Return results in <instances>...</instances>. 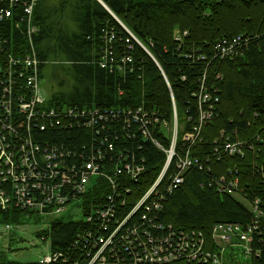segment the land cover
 Wrapping results in <instances>:
<instances>
[{
  "label": "trees",
  "instance_id": "obj_1",
  "mask_svg": "<svg viewBox=\"0 0 264 264\" xmlns=\"http://www.w3.org/2000/svg\"><path fill=\"white\" fill-rule=\"evenodd\" d=\"M101 1L141 45L97 0L36 1L29 20L37 29L34 48L43 62L41 78L46 77V70L48 79L57 86L49 97L50 103L77 110L143 107L172 122L169 88L145 48L165 74L174 97L178 119L176 154L181 157L189 149L203 166V170H187L183 183L171 193H166L165 188L162 190L160 220L175 230L200 231L205 236H209L212 225L218 222L248 223L251 214L245 203L238 197L218 193L208 182L224 177L228 169L235 168L245 199L259 198L264 204V0ZM20 13L25 16L24 10ZM5 28L6 33L9 28L6 25ZM175 31L180 35L179 41L174 39ZM111 35L113 39L109 42ZM238 35L250 38L246 46L241 45L240 55L232 59L214 56L213 46L217 41ZM109 43L115 61L111 72L100 67ZM20 46L26 49L25 45ZM125 57L130 61L120 63ZM203 75L205 86L218 91L219 101L213 119L189 146L181 138L191 131L196 120L191 92L198 89ZM189 117L192 121H188ZM123 128L122 125L112 127L110 142L115 149L132 153L136 162L142 160L145 167L139 180L125 184L132 194L127 198L126 212L131 209L132 201L136 202L159 175L165 153L140 134L128 137ZM221 133L232 141L250 145L251 149L246 147L242 158L219 151L214 141ZM95 136L86 129L71 131L67 136L56 129L38 134L36 141L54 143L55 138L66 137L70 141L62 142L67 149L85 147L91 155L90 143ZM152 137L164 149L169 148V134L155 127ZM173 166L172 161L162 186ZM98 182L100 189L90 191L84 202L78 204L84 211L89 209L96 194L106 197L110 193L107 179L100 178ZM70 218L68 211L36 237H49L52 249L66 252L75 239L74 233L84 227L81 218ZM32 220L41 221L38 216L13 207L6 211L0 208V224L16 225ZM237 256L238 253L229 251L228 264H243ZM0 264L16 263L0 254ZM245 264H264V256L251 258Z\"/></svg>",
  "mask_w": 264,
  "mask_h": 264
},
{
  "label": "built area",
  "instance_id": "obj_2",
  "mask_svg": "<svg viewBox=\"0 0 264 264\" xmlns=\"http://www.w3.org/2000/svg\"><path fill=\"white\" fill-rule=\"evenodd\" d=\"M36 1L0 0V6L6 4L0 7V208L6 211L13 207L39 218L56 220L68 211L71 213L67 209L70 204L80 215L84 227L83 234L69 246L77 258L67 251L51 249L33 264H228L229 251L238 253L237 257L245 264L251 258L264 256V204L259 198L245 199L235 168L228 169L224 177L212 178L208 186L216 188L220 194L240 198L251 214L248 223L218 222L212 225L209 236H205L200 231L175 230L160 220L162 190L165 188L169 194L178 188L187 170H203L189 149L181 157L176 151L171 153L143 197L132 201L131 209L125 212L127 198L132 196L126 185L139 180L145 167L142 160L135 161L132 153L115 149L110 142L111 129L122 125L128 137L140 134L159 150L166 151L152 137V129L158 127L169 134L170 146L177 144L178 119L173 94L170 96L172 122L143 107L77 110L51 104L41 88L43 62L34 48L37 29L29 20ZM21 10L25 16H21ZM5 25L9 28L7 34ZM111 39L112 35L108 41ZM174 39L180 40L178 31ZM249 40L243 35L223 38L213 46L214 56L232 59ZM21 44L26 49H22ZM129 61L128 57L120 59L122 64ZM114 62L109 43L100 67L111 72ZM204 76L198 89L191 92L196 120L191 131L181 138L189 146L199 139L203 126L213 119L219 101L218 91L205 86ZM188 121H192V117ZM56 129L90 130L96 135L91 139V155L86 153L85 147L67 149L60 137L55 138L54 143L36 141L38 134ZM130 130L133 133H129ZM214 143L219 151L241 158L246 147L251 149L250 145L232 141L224 133ZM171 160L173 170L162 186ZM100 178L107 179L110 193L106 197L96 194L89 209L84 211L78 204L84 202L90 191L100 189ZM262 178L264 181V174ZM95 202L99 204L94 205ZM100 225L110 233L95 234ZM18 228L5 226L6 230Z\"/></svg>",
  "mask_w": 264,
  "mask_h": 264
},
{
  "label": "rangeland",
  "instance_id": "obj_3",
  "mask_svg": "<svg viewBox=\"0 0 264 264\" xmlns=\"http://www.w3.org/2000/svg\"><path fill=\"white\" fill-rule=\"evenodd\" d=\"M115 17L117 18L116 15ZM117 20L121 23L125 31H127L137 43H140V41H138V39L135 38V36L123 25L119 18H117ZM145 52L148 53V56H150V58L155 62L157 68L161 72L163 79L165 80L167 87L169 88V96H171L172 92L170 90V87L168 86L165 74L162 72L160 66L155 61L153 55H151L150 52L146 49ZM44 74L46 77L41 79V88L45 95L50 96L53 92H56L57 86L56 83H53L50 79H48L46 70L44 71ZM74 130L75 129H73L72 131ZM65 138L66 137H64V140L61 139V141H70ZM164 150L166 151H161L165 153L164 164H166L170 154L175 152L176 145H171L169 148ZM172 160L170 161V163L172 162ZM143 194L141 195V197H143ZM72 208L73 206L70 204L67 206V209L71 211V217L74 220L80 219V215L78 214V212L72 210ZM19 225L20 227L18 229H15L13 232L5 231L2 225H0V254H4L8 261H13L19 264H31L37 262L40 258L50 253V238H47L46 241H42L40 238L36 237V234L38 232H41L42 230H44V228H46L45 221L32 220L30 222Z\"/></svg>",
  "mask_w": 264,
  "mask_h": 264
},
{
  "label": "bare ground",
  "instance_id": "obj_4",
  "mask_svg": "<svg viewBox=\"0 0 264 264\" xmlns=\"http://www.w3.org/2000/svg\"><path fill=\"white\" fill-rule=\"evenodd\" d=\"M132 108V107H131ZM72 131V130H71ZM71 131H67V130H64V131H62V133H65L66 134V136H67V134H69V132H71ZM63 136H65V135H63ZM97 200H98V198H97ZM103 227H104V225H100L98 228H96L95 229V234L96 233H103V234H109L110 233V230H103ZM83 234V231L82 230H78V231H76L75 233H74V238L75 239H79V237L81 236ZM74 239V240H75ZM67 252H69L71 255H73L75 258H77V254H76V252L73 250V248H70L69 249V247L67 248Z\"/></svg>",
  "mask_w": 264,
  "mask_h": 264
},
{
  "label": "water",
  "instance_id": "obj_5",
  "mask_svg": "<svg viewBox=\"0 0 264 264\" xmlns=\"http://www.w3.org/2000/svg\"><path fill=\"white\" fill-rule=\"evenodd\" d=\"M104 8H105V10L114 18V20L120 25V26H122L121 25V23L117 20V18L115 17V15L105 6V4H103L102 3V1L101 0H97ZM148 54V53H147ZM150 57V56H149Z\"/></svg>",
  "mask_w": 264,
  "mask_h": 264
}]
</instances>
